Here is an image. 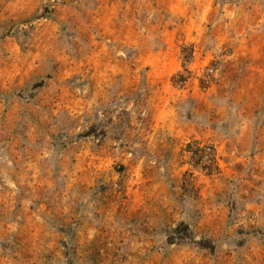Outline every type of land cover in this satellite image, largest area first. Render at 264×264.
Here are the masks:
<instances>
[{
  "label": "rangeland",
  "instance_id": "rangeland-1",
  "mask_svg": "<svg viewBox=\"0 0 264 264\" xmlns=\"http://www.w3.org/2000/svg\"><path fill=\"white\" fill-rule=\"evenodd\" d=\"M0 264H264V0H0Z\"/></svg>",
  "mask_w": 264,
  "mask_h": 264
},
{
  "label": "trees",
  "instance_id": "trees-1",
  "mask_svg": "<svg viewBox=\"0 0 264 264\" xmlns=\"http://www.w3.org/2000/svg\"><path fill=\"white\" fill-rule=\"evenodd\" d=\"M195 153H197V152H195ZM201 156H203V154H201Z\"/></svg>",
  "mask_w": 264,
  "mask_h": 264
}]
</instances>
